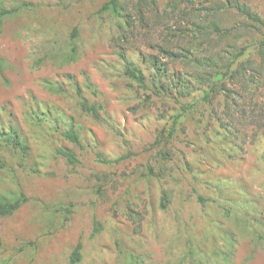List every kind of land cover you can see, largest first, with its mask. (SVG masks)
I'll return each instance as SVG.
<instances>
[{
    "label": "rangeland",
    "instance_id": "374dc122",
    "mask_svg": "<svg viewBox=\"0 0 264 264\" xmlns=\"http://www.w3.org/2000/svg\"><path fill=\"white\" fill-rule=\"evenodd\" d=\"M117 1L0 0V131L28 145L0 138V194L27 198L0 216V264H264L262 32L234 0ZM238 1L264 21V0Z\"/></svg>",
    "mask_w": 264,
    "mask_h": 264
},
{
    "label": "trees",
    "instance_id": "16d2710c",
    "mask_svg": "<svg viewBox=\"0 0 264 264\" xmlns=\"http://www.w3.org/2000/svg\"><path fill=\"white\" fill-rule=\"evenodd\" d=\"M235 5L234 7L236 8V10L245 17V19L252 21V23H254V25L256 26V30H259L262 32V36H263V41H261L264 45V21L254 12L251 11L250 7H248L247 5H245L243 2H240L238 0H234ZM111 8L114 11L118 10V1L117 0H109L108 3H106L104 5L103 8ZM11 11L10 10H5V9H1L0 10V16H5L6 14H9ZM126 24H130V22L126 21ZM197 31L200 33L201 29L204 30L203 33H200L201 35L196 36V34H192V36L190 37H186L187 43H188V50L186 52H189L190 50L196 48H201V43H198L197 39L199 36L205 37L209 35V31L210 28H213L214 31L218 32V25L214 22L208 23L207 25H198L196 26ZM223 32V31H222ZM221 32V33H222ZM75 33V31H74ZM179 38H183V36H179ZM113 41H115L116 44L120 43L122 41L121 37H115L113 39ZM193 44L196 46H193ZM203 50H207L205 48H202ZM184 53H171L168 50H161V54H163L164 56H168L170 58L173 59H180V60H184L187 58V55ZM123 56V54H122ZM151 60V64L154 66V68L156 69V71H160L158 70V61L156 59V57H149ZM202 57H196L194 58V63H195V68L198 69V67L201 65V63L203 62L201 59ZM207 62L211 63L210 59H207ZM236 61L235 59L231 58V61H229L226 64H223L220 68L218 67V65H216L218 67H216V70H214L215 67H213V71L214 73H210V76H213V82H216L221 80V78H224V76H231L232 71H231V66L232 64H234ZM214 65H215V61H213ZM126 71L129 73L130 76L136 78L139 83H141V85H145L144 84V78L143 75L141 74V71L138 69V67H136L133 64L128 63V65L126 66ZM197 74H199V71H196ZM234 72V71H233ZM216 83H212L211 86L215 85ZM161 87L163 89H167V87H163V85L160 83ZM212 88V87H211ZM208 96V91L205 95L204 98H206ZM81 108L84 111H87L89 113H91L94 116H98L97 112H96V105L92 104V105H88L86 101H82L81 103ZM178 117V115H177ZM177 117H173L172 119V123H170V126L168 129L166 128H162V130L160 131L159 135L160 137H163L164 139H167L168 137L171 136V134L173 133V130L175 128V125L177 123ZM62 137L71 142L74 143L76 145H80V136L78 133L77 129H74V127L72 125L68 126L66 130L63 131V133L61 134ZM0 138L3 140V143L5 145H12V147L17 148L20 152L21 155H25L28 149V145L26 144V142L24 140H21L20 137L13 133L12 130L10 129L8 132L4 133L3 131H0ZM56 153H58L59 155H61L64 159H66L67 162L74 164L78 161L77 155L76 153L71 150V149H67V148H57L56 149ZM163 156H167V153H163ZM117 160V159H116ZM103 162H110V160L108 159H104ZM2 165V163L0 164ZM165 194H163L164 196ZM166 195L163 197V200L165 201ZM27 198L22 194H18L15 197H9L6 198V196L0 194V216H6V215H10L12 214L14 211H16L24 202H26ZM161 206L165 207V203L161 204ZM80 248H81V244L78 243L75 248L73 249V251L71 252L70 256H69V260L71 263H76L81 259V253H80Z\"/></svg>",
    "mask_w": 264,
    "mask_h": 264
}]
</instances>
